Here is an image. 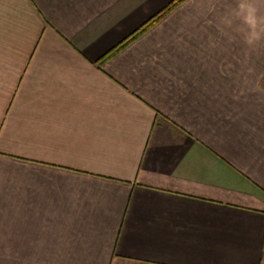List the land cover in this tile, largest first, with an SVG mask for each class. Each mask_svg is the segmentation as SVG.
I'll use <instances>...</instances> for the list:
<instances>
[{"label":"crops","instance_id":"obj_1","mask_svg":"<svg viewBox=\"0 0 264 264\" xmlns=\"http://www.w3.org/2000/svg\"><path fill=\"white\" fill-rule=\"evenodd\" d=\"M171 1L0 0V264H264V42L234 0L102 60Z\"/></svg>","mask_w":264,"mask_h":264},{"label":"clouds","instance_id":"obj_2","mask_svg":"<svg viewBox=\"0 0 264 264\" xmlns=\"http://www.w3.org/2000/svg\"><path fill=\"white\" fill-rule=\"evenodd\" d=\"M231 16L238 22V34L248 49L255 50L264 42V14L254 0H234ZM224 23L230 27L232 20L225 18Z\"/></svg>","mask_w":264,"mask_h":264},{"label":"trees","instance_id":"obj_3","mask_svg":"<svg viewBox=\"0 0 264 264\" xmlns=\"http://www.w3.org/2000/svg\"><path fill=\"white\" fill-rule=\"evenodd\" d=\"M185 0H172L162 11L158 14L150 18L143 26H141L138 30L133 32L130 36H128L124 41L119 43L113 49H111L108 54H106L102 60L106 59L107 57H111L113 54L117 53L118 51L122 50L126 47L131 41L139 37L145 31H147L150 27H152L155 23L159 22L164 16H166L173 8L184 2Z\"/></svg>","mask_w":264,"mask_h":264}]
</instances>
